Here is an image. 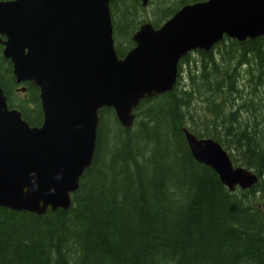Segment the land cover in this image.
<instances>
[{
  "label": "trees",
  "instance_id": "trees-1",
  "mask_svg": "<svg viewBox=\"0 0 264 264\" xmlns=\"http://www.w3.org/2000/svg\"><path fill=\"white\" fill-rule=\"evenodd\" d=\"M194 1L109 0L118 56L133 46L147 7L158 26ZM195 54L182 58L170 91L139 102L130 129L111 108L99 110L92 161L67 210L0 207V264H264V35L224 37ZM0 87L9 108L41 124L35 86L33 109L12 101L1 46ZM183 128L218 142L257 182L228 190L191 156Z\"/></svg>",
  "mask_w": 264,
  "mask_h": 264
},
{
  "label": "water",
  "instance_id": "water-1",
  "mask_svg": "<svg viewBox=\"0 0 264 264\" xmlns=\"http://www.w3.org/2000/svg\"><path fill=\"white\" fill-rule=\"evenodd\" d=\"M263 35L264 0L195 1L158 27L142 23L119 57L109 0H0L2 56L16 84L38 89L42 114L40 125H29L0 87V207L37 215L67 210L92 161L100 109H113L130 129L141 100L172 89L186 54L209 51L224 37ZM182 131L194 160L228 190L257 182L218 142Z\"/></svg>",
  "mask_w": 264,
  "mask_h": 264
},
{
  "label": "rangeland",
  "instance_id": "rangeland-1",
  "mask_svg": "<svg viewBox=\"0 0 264 264\" xmlns=\"http://www.w3.org/2000/svg\"><path fill=\"white\" fill-rule=\"evenodd\" d=\"M151 9H153V7L150 5L149 7H147V11L144 13V15H142V16H145L144 18L147 21H151L152 20ZM191 57L194 58V59L198 58L196 56L195 52L191 53ZM182 67H185V66L183 65ZM29 96H30V94L28 93V91H26V93H22V91L16 92V90L12 89V95H11L12 101H14V103H16V104H18V105H20L22 107L27 108V110H31V109L34 108V105H32V104H30L28 102L29 101ZM25 101H27V102H25Z\"/></svg>",
  "mask_w": 264,
  "mask_h": 264
},
{
  "label": "flooded vegetation",
  "instance_id": "flooded-vegetation-1",
  "mask_svg": "<svg viewBox=\"0 0 264 264\" xmlns=\"http://www.w3.org/2000/svg\"><path fill=\"white\" fill-rule=\"evenodd\" d=\"M200 1H202V0H200ZM194 2H195V1H194ZM189 3H192V2H189ZM185 4H186V3H185ZM183 5H184V4H183ZM181 6H182V5H181ZM181 6H180V7H181ZM180 7H179V8H180ZM140 25H141V24H140ZM140 25H139V26H140ZM158 26H159V25H158ZM158 26H155V27H158ZM133 45H134V44H133ZM123 55H124V54H123ZM123 55H122V56H123ZM122 56H121V57H122ZM14 82H15V79H14ZM28 84H31V83H29V82H24V83H20L19 85H17V84L15 83L14 90H16V92H18L17 89H18L19 86H21V87H24V88H25V91L22 92V93H26V91L28 90ZM31 85H32V84H31ZM37 90H38V89H37ZM38 100H39V98H38ZM6 101H7V99H6ZM7 104H8V103H7ZM39 106H40V103H39Z\"/></svg>",
  "mask_w": 264,
  "mask_h": 264
},
{
  "label": "bare ground",
  "instance_id": "bare-ground-1",
  "mask_svg": "<svg viewBox=\"0 0 264 264\" xmlns=\"http://www.w3.org/2000/svg\"><path fill=\"white\" fill-rule=\"evenodd\" d=\"M149 22H151V21H149ZM143 23H144V22H143ZM1 39H4V38L1 37ZM0 46H1V55H2V49H3V46H2L1 44H0ZM127 51H128V50H127ZM127 51H126V52H127ZM126 52H125V53H126ZM125 53H124V54H125ZM186 55H187V54H186ZM2 57H3V56H2ZM7 61H8V60H7ZM8 62H9V61H8ZM9 63H10V62H9ZM10 65H11V64H10ZM11 73H12V69H11ZM12 75H13V74H12ZM13 77H14V76H13ZM112 110H113V109H112ZM113 112H114V111H113ZM114 114H115V113H114ZM115 117H116V116H115ZM116 119H117V118H116ZM117 121H118V120H117ZM118 123H119V122H118Z\"/></svg>",
  "mask_w": 264,
  "mask_h": 264
}]
</instances>
